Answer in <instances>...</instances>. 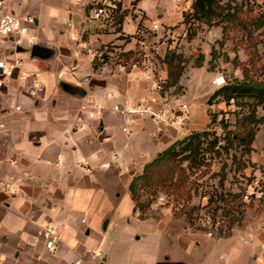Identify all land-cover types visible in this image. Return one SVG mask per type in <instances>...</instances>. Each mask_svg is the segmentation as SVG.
<instances>
[{
    "label": "crops",
    "instance_id": "0c3cea01",
    "mask_svg": "<svg viewBox=\"0 0 264 264\" xmlns=\"http://www.w3.org/2000/svg\"><path fill=\"white\" fill-rule=\"evenodd\" d=\"M124 4V35L119 37L100 30L76 0L6 2L13 13L35 16L30 32L39 45L32 56L27 48L16 49L11 38L0 40V58H20V67L29 74L20 80L15 72L0 88V122L5 128L0 134V182L9 175L22 180L15 187L17 194L0 193V264H72L78 259L115 264L111 244H144L140 241L148 232L149 250L127 264H264V211L246 209L242 225L222 237L192 231L182 218L165 214L140 219L134 211L131 179L176 140L210 127V112L222 116L231 108L220 96L208 103L221 87L213 83L216 76L228 81L243 75L220 58L218 63L231 67L233 78L221 72L218 63L208 70L212 46L222 38L221 27L206 26L198 37L184 39L183 13L192 11L188 1L138 0L132 8L129 0ZM141 26L152 32L150 40L159 42L163 51L185 43L178 49L184 55L196 58L202 53L203 65L190 64L178 83L164 92L137 68H93L83 43L98 49L112 43L130 50ZM155 75L164 83L166 65L159 63ZM179 86L182 90L176 93ZM141 100L153 107L186 103L188 114L181 126H156L146 115L122 111ZM256 135L247 156L255 164L254 175L264 165V142L258 146ZM114 154L119 166L114 162L109 169L101 168V162H113ZM48 222L61 237L55 251L46 249L40 234ZM87 249L100 250L104 257L90 260ZM256 256L261 260L255 261Z\"/></svg>",
    "mask_w": 264,
    "mask_h": 264
},
{
    "label": "rangeland",
    "instance_id": "374dc122",
    "mask_svg": "<svg viewBox=\"0 0 264 264\" xmlns=\"http://www.w3.org/2000/svg\"><path fill=\"white\" fill-rule=\"evenodd\" d=\"M186 1L191 4L193 2V0ZM263 2V0H236L231 2L232 6L235 3L237 4V20H235V25L227 30L228 33L225 37L224 45L221 47L216 43L214 45L216 51L221 54L219 57L221 62L224 64L227 63V65L232 66L233 69H242L243 66L249 67L250 65L247 64L248 58L252 56L254 59V64L252 67H249L250 74L256 76L258 79L264 78V26L258 30H254V24L260 20H264ZM183 20L186 22L184 23L186 28L184 39L187 40H192L198 37L207 26L203 23L193 20L191 12L189 11H185L183 13ZM140 30H144L143 26L140 27ZM248 31L251 32V36L249 35L250 40L247 41L244 36L248 33ZM152 35L153 34L151 32L149 37H152ZM148 40L149 43L147 48L148 50H151L150 48L152 45V39L150 40L149 38ZM158 40L161 42L163 38ZM155 44H159V42ZM184 46L185 43H181L180 46L176 45L174 46L175 48L172 47L169 49L179 52L181 55V66L186 68L194 62L195 58H192V56L188 57L181 51H178V49H182ZM190 48L193 47L190 46ZM94 49L98 48L94 47ZM223 54L228 56V61L224 60ZM235 58L238 60V65L233 67L234 65L231 60H234ZM218 59L216 60V63H218ZM224 64H221L220 62L218 63V65H222V67L220 66L219 70L221 72L224 71L227 76L230 75V78H233L232 72L229 71L231 67L229 70H227V68L223 67ZM243 111V113H238L239 117L244 116V114L248 112V108L245 107ZM236 112H240V107L238 108L234 105H231L230 109L227 108L225 111H222V116H217L216 120L212 122L210 127L207 129L210 133L209 139L215 135L220 139L219 144H224L228 137L232 139L231 136H233L234 133L242 134L240 129L236 128ZM262 115H264V109L258 107L257 116L260 117ZM259 128H264V124L259 125ZM263 142L264 129H261L256 135V144L259 146ZM205 146L206 144L204 143L203 147ZM243 150L244 149L242 145L238 144V140L233 138L232 146L229 148L228 154L222 150L220 155L216 156L215 153H213V150L208 151L205 154V162L207 164L202 165V167H199V169L194 170L191 173L189 172L190 177L188 178L187 183L184 184V190L185 192L189 191L193 195L189 204L185 207L186 209L191 207L195 208L193 211L191 210L190 216H188L186 212L184 213L179 209L180 205H176L172 196H167L165 193H163H169L171 189L166 191L167 189H165V187L162 188L161 184L156 186L154 183L151 185V187L142 186V199L148 200L150 202L145 215L155 219H160L164 218L166 214L170 218H176L179 221L182 218L186 222L188 228H190L192 231H198L206 235H208L209 231H212V237H219L232 233L236 228L242 225L245 219L244 211L246 209H250L254 213L264 211V165H260L261 167L256 168L258 169L256 170V175L252 173V166H248V168L243 171V174L234 172V167L231 170L229 169V165L232 164V155L236 157L235 162L249 159L247 155H243V157L241 156V152ZM223 164H226L227 166L226 170L223 172L226 174V180L224 181L223 185L219 186V176L222 175V172L220 173V168ZM174 165H179V162L178 164L172 163L169 165L170 170L174 171L173 173L175 174L173 182L175 181V177L178 174V166L174 167ZM180 166V168L186 169L187 162H182ZM167 169V165L160 166L156 170L153 180L155 181L160 178H165ZM159 171L161 173H159ZM249 179L250 181L248 182ZM215 189H217V191L222 189L224 192H228L230 194L240 192L243 195V201L238 198L234 202V205H225V209L223 211L221 207L217 211L215 221H213L210 214L211 208L205 207L207 204L208 193H206L204 196L202 195L204 194L203 192H212ZM246 194L248 195L247 199L244 197ZM160 197H163V199H160ZM220 204L222 205V203ZM238 211L241 212L237 213ZM190 217L193 218V220H191L192 225L189 224ZM212 223L215 224L213 228L211 227ZM150 237L151 234L149 232L146 233V237L140 241L144 244H111L113 262L115 264H127L131 257L139 255L141 252L145 253L148 251L150 248L149 244L145 243L150 241Z\"/></svg>",
    "mask_w": 264,
    "mask_h": 264
},
{
    "label": "trees",
    "instance_id": "16d2710c",
    "mask_svg": "<svg viewBox=\"0 0 264 264\" xmlns=\"http://www.w3.org/2000/svg\"><path fill=\"white\" fill-rule=\"evenodd\" d=\"M236 0H193L191 7V16L193 20H196L200 23L207 25L208 27L220 26L222 28V39L216 41V44H219L220 47L224 45L225 37L227 35V30L235 25L236 14H237V4L235 3L233 6L231 2ZM264 3V2H263ZM241 4V3H240ZM124 12L117 13L116 15V32H121V25L123 22ZM182 23H186L185 20H182ZM264 26V20H260L259 22L254 24V30H258ZM251 32L244 36V38L248 41L250 40ZM250 35V36H249ZM117 36L121 37L120 34ZM127 37V36H124ZM255 45V44H254ZM106 47V51L113 50L114 48H119L122 51L116 52V55L119 58H123L126 61L132 60L137 61L136 57L137 51L134 49L124 50L122 47L116 44L108 43L101 46L99 49L103 50ZM105 51V52H106ZM224 55V60L228 61L229 58L227 55ZM221 56L220 53L216 51L215 46H212L211 49V60L209 61V71H213L216 66V60ZM189 57V56H188ZM181 55L179 52H175L172 49H166L163 57L159 58V62L166 65L167 68V80L162 84V92L166 91L170 86H174L178 83V79L185 67L181 66ZM180 60V61H179ZM204 55L199 53L198 56L194 59V62L191 64L193 67H200L203 65ZM234 67L238 65V60L235 58L231 60ZM99 62L93 61L92 65L94 69L100 68ZM251 67L254 64V59L252 56L248 58V63ZM249 66V67H250ZM247 66L242 67V75L243 78L241 80L237 78H233L231 80L226 81V84L222 85L218 89H216L210 98L208 99V103L211 104L218 96L222 97V100L229 105L231 99L234 100V104L240 107V112H236V128L240 129L242 134L234 133L231 138L225 140L224 144H219L220 139L217 136H212L209 139L210 133L207 129L200 131H193L186 135L184 138L180 140H176L171 145H169L162 152H159L151 161L146 163L143 167L142 173L134 176L129 184V190L134 200V211L137 213L140 219H144L149 217L145 215L150 202L148 200L142 199L143 193L141 192V187H151L154 183L156 186L161 184V187H165L166 191L169 193H165L167 196H172L176 205H180V210L188 216L191 215V210L193 211L195 208L191 207L186 209V205L189 204L193 195L184 190V184L187 183L188 178L190 177V173L194 170L199 169L202 165H206L205 162V154L208 151L213 150L215 155H220L223 150L226 154H228L229 148L232 146L233 138L238 140V144H241L243 147V151L241 152V156L249 155L252 151V142L255 139V135L257 131L260 129L259 125L264 124V115L257 116V108L261 107L264 109V78L258 79L256 76L250 74V69ZM182 87H178L175 89L176 93H180ZM247 107L248 112L244 114V116L239 117L238 113H243V109ZM211 118V123L216 120L217 115L215 113H209ZM210 123V124H211ZM209 127V126H208ZM204 143L206 144L203 147ZM187 162L186 169L180 168V164L182 162ZM236 161V157L232 155V164L229 165V169L231 170L234 167V172H239L243 174V171L248 168V166H255L254 163L248 160ZM179 165H174V167L178 166V174L175 177L174 171H171L169 165L172 163H177ZM205 163V164H204ZM252 163V164H251ZM167 165L166 176L165 178H160L157 180H153L156 170L160 166ZM226 164H223L220 168V173L222 175L219 176L218 185L221 186L224 184L226 180V174L223 172L226 170ZM261 167V166H260ZM188 171V172H187ZM190 172V173H189ZM159 173H161L159 171ZM250 179L248 180V182ZM184 190V191H183ZM204 196L208 193L207 204L205 207L211 208V218L215 221V217L217 211L222 207V211L226 206L234 205L236 199L240 198L243 201L242 193H234L230 194L228 192H224L222 189L217 191V189L212 192H203ZM219 203V204H218ZM222 203V205L220 204ZM242 203V202H241ZM240 205V203H239ZM239 208V206L237 205ZM231 208V207H230ZM238 211L237 213H240ZM191 220L193 218H189V224L192 225ZM228 235V234H227ZM226 236V235H222ZM219 236V237H222Z\"/></svg>",
    "mask_w": 264,
    "mask_h": 264
},
{
    "label": "built area",
    "instance_id": "2783aa9c",
    "mask_svg": "<svg viewBox=\"0 0 264 264\" xmlns=\"http://www.w3.org/2000/svg\"><path fill=\"white\" fill-rule=\"evenodd\" d=\"M7 1L9 0H0V40L11 38L16 49L21 47L27 48L30 52L32 46L37 43V38L30 32L35 25L36 18L32 14L21 15L13 13L7 9ZM137 1L138 0H129L128 6L132 8L133 4ZM76 2L87 9L89 17L97 22V26L100 30H106L116 35H124L123 30H121V32L115 31L116 15L124 11L126 6L124 0H76ZM155 27L156 25H154V28ZM149 35L150 33L145 30H140L135 34L136 46L133 49L137 51L136 57L138 58L135 62L119 58L116 55V52L122 51L119 48L106 51V47H104L103 50L94 49L86 43L82 44V48L85 50L86 54L92 58V63L93 61L101 63L100 68L107 66L114 72H127L133 68H137L146 78H151L153 80L155 89L162 90V78L155 75V72L159 64V58L163 57L165 50L163 51L160 49L158 44H155L156 42H152L151 50H148ZM21 65L22 60L20 58L13 60L0 58V88L9 83L15 72H17L20 80H26L29 77V74L20 67ZM213 83L216 86H222L226 84V80L223 76H216L213 79ZM30 93L35 94V91L32 89ZM229 105L236 106L233 99L230 100ZM236 107L239 108V106ZM15 109L18 110L19 107L17 106ZM114 110L119 111L120 109L115 105ZM122 111L129 115H146L151 118L156 126H181L187 117L188 105L186 103H179L177 105L163 103L159 107H153L148 102L141 100L137 104L126 107ZM4 130V125L0 122V134L3 133ZM123 130L126 131V128L124 127ZM114 162L116 166H119L117 154L113 155V162L103 161L100 163V167L109 169L113 167L112 163ZM80 164L85 165V160H81ZM21 181V178L14 175L7 176L5 180L0 182V193L12 196L17 194L15 187ZM244 197L247 199L248 195L246 194ZM160 199H163V197H160ZM213 226H215V224L212 223L211 227L213 228ZM40 234L47 250L55 251L58 248L61 237L53 224L48 222L41 226ZM208 235L211 236L212 231H209ZM261 248H264V244L261 245ZM86 257L90 260L102 259L104 254L100 250L87 249ZM257 260H261V258L256 256L255 261ZM72 264L87 263L83 259H78Z\"/></svg>",
    "mask_w": 264,
    "mask_h": 264
},
{
    "label": "water",
    "instance_id": "95a60500",
    "mask_svg": "<svg viewBox=\"0 0 264 264\" xmlns=\"http://www.w3.org/2000/svg\"><path fill=\"white\" fill-rule=\"evenodd\" d=\"M38 43H35L33 46H32V48H31V50H30V53H31V55L32 56H34L35 54H36V51H37V49H38Z\"/></svg>",
    "mask_w": 264,
    "mask_h": 264
}]
</instances>
